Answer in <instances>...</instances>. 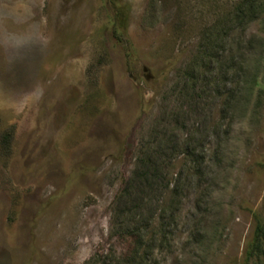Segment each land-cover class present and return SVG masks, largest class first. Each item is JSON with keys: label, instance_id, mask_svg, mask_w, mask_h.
<instances>
[{"label": "rangeland", "instance_id": "rangeland-1", "mask_svg": "<svg viewBox=\"0 0 264 264\" xmlns=\"http://www.w3.org/2000/svg\"><path fill=\"white\" fill-rule=\"evenodd\" d=\"M117 4L0 0V264H264V0Z\"/></svg>", "mask_w": 264, "mask_h": 264}, {"label": "trees", "instance_id": "trees-1", "mask_svg": "<svg viewBox=\"0 0 264 264\" xmlns=\"http://www.w3.org/2000/svg\"><path fill=\"white\" fill-rule=\"evenodd\" d=\"M105 1H106L107 5H109L110 8L112 9V21H113L112 22V30H113V33L116 37L121 38L123 36L124 31H125L126 10L124 9V7L117 4V0H105ZM3 140H4V143L6 144V146H8L7 134L4 135ZM146 157H147L146 160H145V158H143L140 162L144 163L145 166H147V168L149 170H150V168H155L154 167L155 164H153V162L151 163V161H150V159H151L150 154H148V156H146ZM140 178H143V180H142L143 185L150 186V179L147 178L146 175L143 177L140 176ZM124 189L125 188L121 189V191L119 192V194H117L115 199H119L120 197L122 198V194L124 193ZM261 228H262V224L257 223L256 232H255V234H257V237L261 232ZM128 232H129V230L125 232V234H128V236H132L135 234L134 232H129V233ZM135 250H137V247L134 249V251ZM146 252H149V250ZM129 253L130 252H123V253L114 252L112 255L107 257V256H104L102 254V252L95 251L91 255V257L89 258V260H87L84 264H137L136 263L137 258L139 260L138 264H144L143 259L141 257H136V256L134 257V256H132V254L129 255ZM135 253H136V251H135Z\"/></svg>", "mask_w": 264, "mask_h": 264}]
</instances>
